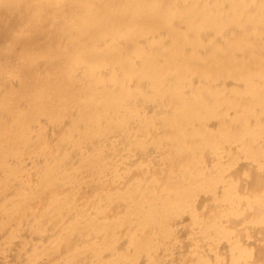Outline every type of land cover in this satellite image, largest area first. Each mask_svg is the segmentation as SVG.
<instances>
[{"label":"bare ground","instance_id":"bare-ground-1","mask_svg":"<svg viewBox=\"0 0 264 264\" xmlns=\"http://www.w3.org/2000/svg\"><path fill=\"white\" fill-rule=\"evenodd\" d=\"M0 264H264V0H0Z\"/></svg>","mask_w":264,"mask_h":264}]
</instances>
